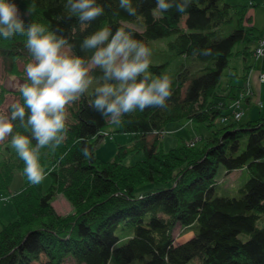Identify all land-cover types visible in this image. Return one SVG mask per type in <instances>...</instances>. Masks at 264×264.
Wrapping results in <instances>:
<instances>
[{
    "label": "trees",
    "instance_id": "obj_1",
    "mask_svg": "<svg viewBox=\"0 0 264 264\" xmlns=\"http://www.w3.org/2000/svg\"><path fill=\"white\" fill-rule=\"evenodd\" d=\"M15 2L23 11L30 0ZM97 2L104 6V15L87 27L75 17L60 19L68 14L65 0H34L36 11L30 19L61 29L80 55H86L79 48L85 35L100 26L115 30L127 24L143 43L168 37V48L175 55L204 66L193 74L181 64L171 79L166 108L137 109L122 117L115 131L126 138L131 134L132 145H119L112 160L95 156L110 119L89 107L92 96L85 94L67 107L72 120H67L66 141L55 151L41 150L40 163L50 178L46 191L43 181L29 182L24 162L10 142L0 143V189H9L16 168L25 176L22 186L8 190L16 216L1 225L0 264H62L66 257L77 264H108L111 259L118 264H186L193 258L197 264H264V114L235 119L231 102L243 84L235 82L236 73L222 84L230 58L239 53L244 59L251 57V44L259 38L248 15L251 4L192 0L186 13L173 9L157 19L155 0H133L136 16L120 9L119 0ZM239 42L245 45L235 51ZM25 44L26 37L0 39L5 70L22 83L26 73L17 61L31 60ZM204 49L211 55L195 51ZM166 64H150L149 70L160 76ZM249 68L244 66L241 77ZM93 75L99 78L101 73ZM4 85L0 83V111L7 94L22 102L16 89ZM179 120L213 128L197 146L182 142L164 150L160 145L164 127ZM18 123L14 122V131L24 132ZM85 144L89 158L81 151ZM137 150L145 152L143 159L122 161L127 152ZM220 166L225 174L247 169L249 177L237 195H215ZM145 182L153 185L136 195V188ZM59 193L70 201L72 212L55 210L51 203ZM176 225L182 231L192 229L193 234L176 242ZM118 228L130 232L121 244Z\"/></svg>",
    "mask_w": 264,
    "mask_h": 264
},
{
    "label": "clouds",
    "instance_id": "obj_2",
    "mask_svg": "<svg viewBox=\"0 0 264 264\" xmlns=\"http://www.w3.org/2000/svg\"><path fill=\"white\" fill-rule=\"evenodd\" d=\"M191 6L192 0H155L154 14L157 19L173 9L184 14ZM64 7L68 14L60 19L75 17L84 27L105 11L97 0H65ZM119 8L129 16L137 15L133 0H119ZM35 11L34 0L23 11L15 0H0V39L26 37L25 47L31 55L24 67L26 80L16 86L22 102H13L0 111V143L10 142L24 162L29 182L39 184L45 177L41 150L50 147L55 151L67 139V106L91 90L89 107L111 123L120 124L122 117L137 109L166 108L172 96V81L167 74L153 77L149 72L152 51L134 38V29L129 25L115 30L98 27L83 37L79 48L86 55H80L61 29L33 22L30 18ZM195 51L211 55L210 49ZM262 55L264 42L257 50V56ZM97 70L101 73L99 79L93 75ZM17 121L24 132L14 131ZM81 151L86 158L91 156L87 144Z\"/></svg>",
    "mask_w": 264,
    "mask_h": 264
},
{
    "label": "rangeland",
    "instance_id": "obj_3",
    "mask_svg": "<svg viewBox=\"0 0 264 264\" xmlns=\"http://www.w3.org/2000/svg\"><path fill=\"white\" fill-rule=\"evenodd\" d=\"M234 2H249L250 0H232ZM256 4L255 6H250L248 15H251L252 13V19H250L251 24L253 21L257 23V26H263L264 24V1L263 0H255ZM248 6V7H249ZM255 26V25H254ZM256 27V26H255ZM261 29V28H260ZM259 36V35H258ZM168 37H160L157 39H152L145 43L152 51L151 55V64H161V63H168L166 64L165 71L163 74L169 75V77L172 79L173 76L176 74L177 71L181 69V64H184L193 74L197 73L199 69H201L204 66V63L190 58H185L179 55H175L171 50H169L167 42ZM258 38L254 44H251L252 54L251 57L248 59H244L243 56L239 54L233 55L229 60V66L224 71V75L222 77V84H225L230 77V74L234 75L235 73L238 74L239 77L235 78V82L239 85L243 84L242 88L239 89L237 98L233 99L231 102V106L235 104L237 100L240 101L239 107H241V110L243 112L242 121H246L247 119H252V113L258 114L259 116V109L262 107V98L264 100V94L261 98L259 96V93L256 92L255 89H253L251 85V76L254 73L256 74L257 70V78L258 81L264 82V79L261 80V75H264V70L259 69L257 59L260 57L257 56L256 49L259 42ZM245 45V42H239L234 46V50H241L243 46ZM253 47V48H252ZM255 55V56H254ZM264 56V55H262ZM257 63V64H256ZM18 67L24 68L25 63L23 60L17 61ZM246 64L250 65V68L247 70L246 76L243 78L241 77L244 73V66ZM256 65V66H255ZM150 72V70H149ZM162 74V75H163ZM153 77H157L156 74H152ZM95 77V76H94ZM96 79H99L95 77ZM17 82L22 83L20 79H18L16 76L8 74L5 70L4 65V59L0 56V83L5 84L7 88H9L11 91H14L17 86ZM264 88V84L262 85ZM91 92V90H90ZM86 93V94H90ZM264 93V91H263ZM15 102V98L13 97V94H7L5 98V103L1 108V111L5 110L6 106L9 104ZM70 106V105H69ZM67 106V107H69ZM68 112V118L67 120L71 121V112L67 108ZM263 114H264V107H263ZM250 115V117H249ZM118 124H113L111 121L106 127V131L104 132L105 136L103 139L100 140L98 143L96 149H95V156L99 159L103 160H112L117 150L119 149V145H125L127 147H130L132 145V139L131 134H128L127 138L125 136H122L121 133H118L115 131ZM213 128L210 126H206L204 123H198V122H191L187 120H179L176 122H170L166 124L164 127V133L161 136V147L164 150H167L171 147L176 146L177 143L185 142V144H189V146H192L193 144L197 146V144L200 143V137L206 136L210 133V130ZM109 133V134H107ZM113 133V138L112 136ZM164 137V139H163ZM169 138L173 139L174 143H169ZM11 146V144H10ZM12 150H15L11 146ZM16 151V150H15ZM145 156V152L143 150H137V151H129L127 152L123 157L122 161L126 164L133 163L139 159H143ZM45 170V169H44ZM225 168L223 166H220L218 168L217 174H216V186H215V195H237L239 188L246 182V180L249 177V174L247 172L246 168H240V169H234L231 173L225 174ZM24 174L23 170L21 168H16L13 172L12 181L10 183L9 189L16 190L22 184L24 183ZM43 181V191L47 190V187L50 183V178L48 174L45 173V177L42 180ZM153 185V183L145 182L142 185L138 186L135 190V194H139L143 192L144 190H148L150 186ZM159 187V185H158ZM9 189H0V228L2 223L5 224L11 220H13L16 216L15 209L12 205V202L9 199ZM55 210L60 214H66L73 211L72 205L70 201L61 193L56 194L53 199L52 203ZM13 212V217H10ZM11 213V215H10ZM117 233L120 236L119 244L123 243L124 239L129 236L130 232L126 231L125 229L118 228ZM193 234L192 229H186L184 231L180 230L179 225H176L174 227V237L176 242H182L189 238ZM244 237H246L244 235ZM67 258V257H66ZM72 259V257H71ZM67 262V261H66ZM197 259L193 258L186 264H197ZM64 263V262H63ZM66 264H77L74 260L67 262ZM108 264H118L115 259H111ZM132 264H137V262H134Z\"/></svg>",
    "mask_w": 264,
    "mask_h": 264
},
{
    "label": "crops",
    "instance_id": "obj_4",
    "mask_svg": "<svg viewBox=\"0 0 264 264\" xmlns=\"http://www.w3.org/2000/svg\"><path fill=\"white\" fill-rule=\"evenodd\" d=\"M264 1V0H263ZM248 4H251L250 6H255V5H257L256 4V2H255V0H250L249 2H248ZM250 6H249V8H250ZM248 12H249V9H248ZM251 14V19H252V13H250ZM253 24L257 27V29H258V35H259V38H261V39H264V24H263V26L261 27V26H257V23H256V21L254 22L253 21ZM261 28V29H260ZM254 45H255V43H254ZM253 48V47H252ZM257 62H258V66H259V69H263L264 70V56H260L258 59H257ZM257 64V63H256ZM256 66V65H255ZM257 70H256V74L254 75V73L252 74V76H251V85H252V87H253V89H255L256 90V92L257 93H259V96L261 97H263V91H264V88H263V84H264V82H260V81H258V78H257ZM261 97V98H262ZM262 100V107L259 109V116L261 115V114H263V107H264V100H263V98L261 99ZM244 115V114H243ZM258 114H253L252 113V116L251 117H253V118H257L258 116H257ZM249 117H250V115H249ZM252 118V119H253ZM163 139H164V137H163ZM169 143H174V141H173V139L171 138H169ZM175 145H177V143L175 144ZM10 215H11V213H10ZM10 217H13V212H12V215L10 216ZM70 262V261H73V259H71V257H67L63 262L64 263H62V264H66L67 262ZM34 264H37V263H34Z\"/></svg>",
    "mask_w": 264,
    "mask_h": 264
},
{
    "label": "built area",
    "instance_id": "obj_5",
    "mask_svg": "<svg viewBox=\"0 0 264 264\" xmlns=\"http://www.w3.org/2000/svg\"><path fill=\"white\" fill-rule=\"evenodd\" d=\"M262 42H264V39H259V42H258V45L256 46L257 49H256V53H257V50L261 48L262 46ZM255 56V55H254ZM264 79V75L261 74V80ZM239 104H240V101L237 100L235 102V104L232 105L233 109H232V116L235 118V119H240L243 112L241 110V107H239Z\"/></svg>",
    "mask_w": 264,
    "mask_h": 264
},
{
    "label": "bare ground",
    "instance_id": "obj_6",
    "mask_svg": "<svg viewBox=\"0 0 264 264\" xmlns=\"http://www.w3.org/2000/svg\"><path fill=\"white\" fill-rule=\"evenodd\" d=\"M261 75V74H260Z\"/></svg>",
    "mask_w": 264,
    "mask_h": 264
}]
</instances>
